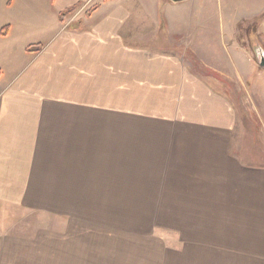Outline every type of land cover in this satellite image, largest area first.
<instances>
[{
    "label": "crops",
    "instance_id": "0c3cea01",
    "mask_svg": "<svg viewBox=\"0 0 264 264\" xmlns=\"http://www.w3.org/2000/svg\"><path fill=\"white\" fill-rule=\"evenodd\" d=\"M36 1L0 0L18 13L37 8ZM40 1L56 21L16 18L0 29V217H41L38 228L24 220L17 233L13 221L12 230L0 223V264H264V166L233 144L237 119L229 99L191 76L184 53L173 51L174 35L143 45L160 27L169 34L167 11L188 0ZM37 45L38 52L26 51ZM186 111L199 129L183 148H162L171 129L128 128L129 120L171 124ZM128 138H135L132 146ZM96 163L109 172L101 176L110 190L115 178L122 182L113 168L174 172L175 163L181 173L199 166L215 195L207 204L201 196V231L213 235L202 238L198 263L146 256L137 242L106 239L102 225L81 224L86 214L106 212L90 207L110 195L95 190Z\"/></svg>",
    "mask_w": 264,
    "mask_h": 264
},
{
    "label": "rangeland",
    "instance_id": "374dc122",
    "mask_svg": "<svg viewBox=\"0 0 264 264\" xmlns=\"http://www.w3.org/2000/svg\"><path fill=\"white\" fill-rule=\"evenodd\" d=\"M35 3L37 8H26L18 13L9 11L4 2H0V29L9 23L15 26L16 18L45 15L49 23L52 19L57 20L56 15L51 17L40 0ZM167 14L169 34L160 27L159 34L155 33L158 38L143 42V45L151 47L164 38L170 41V36L174 35L170 41L173 42V51L184 53L191 76L197 80L206 79L209 85H215L229 99L237 119L233 144L240 146L241 157L250 155L248 159H251L253 154L254 163L264 166V64L261 66L260 61L264 59V0H188L178 7L173 6ZM17 26L23 28V25ZM182 39L189 44L188 47L182 44ZM154 125L164 130L171 129V137H164L161 139L164 142H160L166 146L162 147L165 149L173 144L182 147L183 139L187 141L188 135L199 129L198 120L188 111L181 120L178 118L171 124L128 121L129 130L148 129ZM128 140L132 146L135 138ZM127 155L130 157L129 153ZM163 163L148 162L150 166ZM174 166L178 177H172L170 174L175 171L170 172L166 167L162 170L113 168L110 171L113 179L116 174L121 183L126 182L127 189L123 188L122 192L121 183L116 178L113 190L103 184L106 179L101 174L108 176L109 172L98 171L96 163L90 170L91 174L96 171L95 190L100 193L107 190L110 195H106L108 199L104 201L90 202V207L96 204V208H105L106 212L98 216L86 214L81 224L102 225L103 231H108L101 234L106 239L117 235L122 240L137 242L135 247L138 251L143 250L146 256L150 253L153 257L175 255L193 258L198 263L202 238L208 236L210 239L213 235L201 231V196H204V203L206 198L207 204V195H215L214 188L202 183L199 166L190 165L187 172L182 170L181 173L175 163ZM81 180L85 179L81 176ZM118 194L126 196V200L119 201ZM96 196L99 197L98 194ZM115 209L123 212H113ZM0 220L4 225L13 221V230L10 223L5 230L17 233L22 232L24 220L31 223L32 229L38 228L41 217L1 216Z\"/></svg>",
    "mask_w": 264,
    "mask_h": 264
},
{
    "label": "trees",
    "instance_id": "16d2710c",
    "mask_svg": "<svg viewBox=\"0 0 264 264\" xmlns=\"http://www.w3.org/2000/svg\"><path fill=\"white\" fill-rule=\"evenodd\" d=\"M52 1V0H51ZM75 8H71L68 10H65L64 12H62L61 14H59V18L60 19H64L66 16L70 15L72 12H74ZM41 49L40 45L37 46H30L26 49L27 52H31V53H36Z\"/></svg>",
    "mask_w": 264,
    "mask_h": 264
},
{
    "label": "water",
    "instance_id": "95a60500",
    "mask_svg": "<svg viewBox=\"0 0 264 264\" xmlns=\"http://www.w3.org/2000/svg\"><path fill=\"white\" fill-rule=\"evenodd\" d=\"M171 1H178V0H171ZM264 54V53H263ZM258 56V55H257ZM261 66H263V64H264V59L262 58L261 60Z\"/></svg>",
    "mask_w": 264,
    "mask_h": 264
}]
</instances>
